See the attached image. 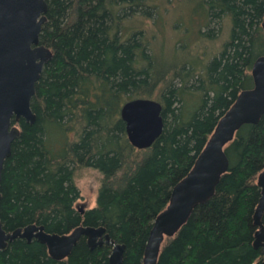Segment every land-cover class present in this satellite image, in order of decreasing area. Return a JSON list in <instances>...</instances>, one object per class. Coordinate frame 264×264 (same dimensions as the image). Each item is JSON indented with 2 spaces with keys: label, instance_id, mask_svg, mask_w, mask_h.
I'll use <instances>...</instances> for the list:
<instances>
[{
  "label": "trees",
  "instance_id": "obj_1",
  "mask_svg": "<svg viewBox=\"0 0 264 264\" xmlns=\"http://www.w3.org/2000/svg\"><path fill=\"white\" fill-rule=\"evenodd\" d=\"M184 1L198 3L195 11L205 15V26L230 24L228 39L208 62L159 58L144 30L123 40L122 20L137 15L135 7L151 16L146 0H47L40 42L52 56L31 101L35 123L14 121L21 133L0 190L5 230L36 224L67 234L79 226H103L125 245L123 264H144L155 219L220 118L242 90L253 87V64L264 56V0ZM212 31L209 26L201 35L213 38ZM193 79L199 84L189 85ZM140 97L162 103L165 123L145 149L130 142L121 117L122 105ZM193 101L200 103L195 107ZM225 150L230 166L215 193L166 237L157 264H264L263 249L254 246L264 115L243 125ZM86 167L98 169L102 180L97 205L81 209L75 175ZM111 253L108 244L91 249L83 236L69 256L55 259L37 239L17 238L0 250V264H111Z\"/></svg>",
  "mask_w": 264,
  "mask_h": 264
},
{
  "label": "water",
  "instance_id": "obj_2",
  "mask_svg": "<svg viewBox=\"0 0 264 264\" xmlns=\"http://www.w3.org/2000/svg\"><path fill=\"white\" fill-rule=\"evenodd\" d=\"M47 0H0V190L6 160L21 129L14 121L21 118L31 124L36 115L31 101L36 93L44 65L52 53L41 44L40 34L47 21ZM264 34V19L262 22ZM254 85L239 94L233 106L220 118L193 169L172 191L171 201L155 219L146 244L144 264H157L166 237L174 236L190 217L193 209L207 201L216 190L221 176L229 169L226 146L245 124H257L264 115V56L253 64ZM163 105L152 98H134L125 102L121 117L126 123L130 142L139 149L151 147L164 130ZM261 198L255 212L254 246L264 254V169L259 174ZM2 197L0 191V199ZM91 249L112 246L111 264H123L125 245L118 243L103 226H79L67 234L49 233L43 225L30 224L7 231L0 218V250L6 251L17 238L37 239L46 244L55 259L69 256L81 237Z\"/></svg>",
  "mask_w": 264,
  "mask_h": 264
},
{
  "label": "rangeland",
  "instance_id": "obj_3",
  "mask_svg": "<svg viewBox=\"0 0 264 264\" xmlns=\"http://www.w3.org/2000/svg\"><path fill=\"white\" fill-rule=\"evenodd\" d=\"M146 4L153 8L149 13L151 16L142 12L143 6H138L133 10L137 15L123 18L122 39H128L134 31L144 30L146 40L150 41L159 58L168 56L172 63H182L199 57L201 62H208L218 54L221 45L229 37L228 23L214 21L208 26L204 25L205 15L200 9L195 11L198 3L184 0H146ZM209 26L213 27V38L207 39L201 32L207 31ZM194 83L199 84L193 79L189 85ZM199 103L200 101H193L190 105L196 107ZM101 180L102 173L96 168L77 170L75 182L82 196L76 204L78 208L86 209L97 205Z\"/></svg>",
  "mask_w": 264,
  "mask_h": 264
}]
</instances>
